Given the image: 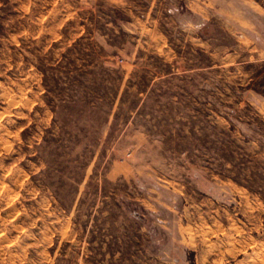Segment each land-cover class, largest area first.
<instances>
[{
	"label": "rangeland",
	"instance_id": "1",
	"mask_svg": "<svg viewBox=\"0 0 264 264\" xmlns=\"http://www.w3.org/2000/svg\"><path fill=\"white\" fill-rule=\"evenodd\" d=\"M253 3L0 0V264H264Z\"/></svg>",
	"mask_w": 264,
	"mask_h": 264
},
{
	"label": "crops",
	"instance_id": "2",
	"mask_svg": "<svg viewBox=\"0 0 264 264\" xmlns=\"http://www.w3.org/2000/svg\"><path fill=\"white\" fill-rule=\"evenodd\" d=\"M255 5V7L261 9L262 11H264L263 7L257 5V4H254L253 3V6ZM246 27V34H247V37H246V40L249 41L250 38H249V35L251 34V36L253 37V35L256 33V34H259L258 31L259 29H257V26L251 22L249 19H246L244 21H242ZM254 40H251L250 42H252ZM253 47H255V49L258 51L259 50V47H257L256 45H252ZM259 52V51H258ZM262 54H264V50L262 49Z\"/></svg>",
	"mask_w": 264,
	"mask_h": 264
}]
</instances>
